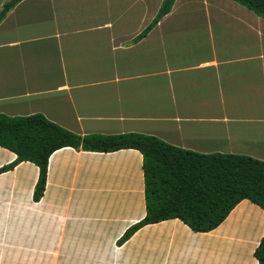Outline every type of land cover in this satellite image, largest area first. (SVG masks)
Segmentation results:
<instances>
[{
    "label": "crops",
    "instance_id": "crops-1",
    "mask_svg": "<svg viewBox=\"0 0 264 264\" xmlns=\"http://www.w3.org/2000/svg\"><path fill=\"white\" fill-rule=\"evenodd\" d=\"M8 0H0V10ZM20 0L0 19V113H41L83 136L155 135L199 154L264 160V18L235 0ZM0 146V264H257L264 209L214 229L144 224L135 148L71 146L31 161Z\"/></svg>",
    "mask_w": 264,
    "mask_h": 264
},
{
    "label": "trees",
    "instance_id": "trees-1",
    "mask_svg": "<svg viewBox=\"0 0 264 264\" xmlns=\"http://www.w3.org/2000/svg\"><path fill=\"white\" fill-rule=\"evenodd\" d=\"M19 1H6L0 19ZM235 1L264 18V0ZM173 3L174 0L162 1L147 30L170 11ZM0 146L16 153L15 162L27 160L38 166L35 200L44 192L48 159L57 149L71 146L92 151L139 150L143 157L146 212L125 231L120 242L144 224L170 218L180 219L197 232L212 230L242 199L264 209V160L248 155L199 154L144 133L80 136L41 113H0ZM253 254L257 264H264V235Z\"/></svg>",
    "mask_w": 264,
    "mask_h": 264
}]
</instances>
